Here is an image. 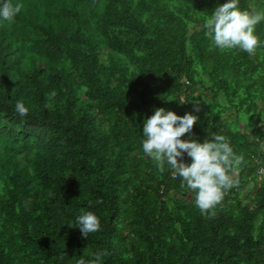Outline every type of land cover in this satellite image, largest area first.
I'll return each instance as SVG.
<instances>
[{"label": "trees", "instance_id": "16d2710c", "mask_svg": "<svg viewBox=\"0 0 264 264\" xmlns=\"http://www.w3.org/2000/svg\"><path fill=\"white\" fill-rule=\"evenodd\" d=\"M0 264H264V0H0Z\"/></svg>", "mask_w": 264, "mask_h": 264}, {"label": "rangeland", "instance_id": "374dc122", "mask_svg": "<svg viewBox=\"0 0 264 264\" xmlns=\"http://www.w3.org/2000/svg\"><path fill=\"white\" fill-rule=\"evenodd\" d=\"M206 93V92H205ZM204 93V94H205ZM206 96H209L208 95V93L207 94H205ZM204 96H201V98H203ZM236 176L237 175V171H235L234 172V174H233V176ZM250 185H252V184H250ZM249 187V188H248ZM248 187H246V188H244L243 190H242V195H247V194H250V195H252L253 196V194H254V191H252V189H250V186H248ZM252 191V192H251ZM246 199H248V200H250V198L249 197H246Z\"/></svg>", "mask_w": 264, "mask_h": 264}, {"label": "clouds", "instance_id": "9594fccd", "mask_svg": "<svg viewBox=\"0 0 264 264\" xmlns=\"http://www.w3.org/2000/svg\"><path fill=\"white\" fill-rule=\"evenodd\" d=\"M184 82L186 83V84H189V79H184Z\"/></svg>", "mask_w": 264, "mask_h": 264}]
</instances>
